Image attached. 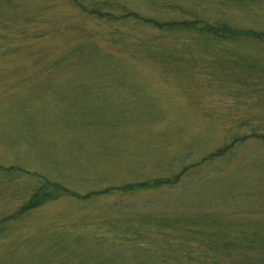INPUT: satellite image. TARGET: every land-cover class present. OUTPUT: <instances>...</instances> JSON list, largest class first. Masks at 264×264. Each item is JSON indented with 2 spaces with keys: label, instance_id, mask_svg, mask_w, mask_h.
<instances>
[{
  "label": "rangeland",
  "instance_id": "obj_1",
  "mask_svg": "<svg viewBox=\"0 0 264 264\" xmlns=\"http://www.w3.org/2000/svg\"><path fill=\"white\" fill-rule=\"evenodd\" d=\"M147 19L264 0H0V264H264V40Z\"/></svg>",
  "mask_w": 264,
  "mask_h": 264
},
{
  "label": "trees",
  "instance_id": "obj_2",
  "mask_svg": "<svg viewBox=\"0 0 264 264\" xmlns=\"http://www.w3.org/2000/svg\"><path fill=\"white\" fill-rule=\"evenodd\" d=\"M149 23H151L155 28H158L160 30H174V29H181V30H193L194 28H200L203 29L208 34H211L213 37H215L218 40L226 41V40H236L240 41V38L243 37H253L255 39L264 40V33L261 31H254V30H245L240 27H233L225 22L223 23H214L215 26L210 27L203 25L202 27H197V23H202L199 20H173V21H159L154 19H147ZM210 40L211 38L208 37ZM38 197V196H37ZM36 197V198H37ZM33 201V200H32ZM32 201L26 203V205L23 206L22 210L26 211L31 208ZM252 223H246L244 226L246 227H252ZM249 227V228H250ZM254 228V227H252ZM255 229V228H254ZM224 232V231H223ZM226 232L224 233V235ZM261 239V235L257 233H252L251 235H246L241 238L242 242H239V244L235 243L234 240L228 238L226 242V250H228L230 255H233V252H236V248L234 246L242 245V246H254V242H258ZM254 241V242H253ZM253 242V243H252ZM253 245H250V244ZM264 261V260H262Z\"/></svg>",
  "mask_w": 264,
  "mask_h": 264
}]
</instances>
